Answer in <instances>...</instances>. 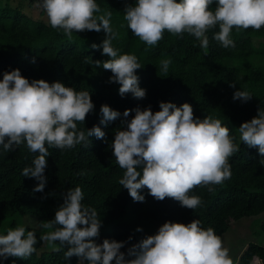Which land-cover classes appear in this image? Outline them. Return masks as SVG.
Listing matches in <instances>:
<instances>
[{
  "label": "clouds",
  "instance_id": "9594fccd",
  "mask_svg": "<svg viewBox=\"0 0 264 264\" xmlns=\"http://www.w3.org/2000/svg\"><path fill=\"white\" fill-rule=\"evenodd\" d=\"M215 3V10L210 6ZM48 23L62 30L71 40L73 33L95 31L105 33L101 45L105 61H95L97 68L109 70L110 83L120 85L119 94L144 98L146 90L139 87L136 70L141 68L135 55L119 54L113 40L119 33L111 26L110 11H102L96 0H39ZM124 19L133 35L149 46H155L167 31L182 37L193 35L207 48L206 33L217 25L219 31L213 39L227 48H234L232 30L249 28L259 31L264 27V0H136L135 6L125 0ZM33 63L35 60L33 59ZM170 60L161 61V70L167 73ZM235 87V83L230 85ZM253 96L248 91L236 90L234 100L247 102ZM95 108L90 92L77 91L60 81L49 83L22 76L17 68L3 73L0 79V146L8 152L13 146L26 143L28 150L38 153L32 166L25 167L23 177L34 178L38 183L34 192H43L47 177L49 148L71 149L88 146L90 137L107 142L100 126L78 129L86 116ZM160 110L151 107L125 110L122 127L115 129L111 143L113 157L121 169L119 181L134 201L143 202L141 190L157 201L171 198L182 207L195 210L202 204L199 196L189 195L196 187H207L209 192L231 178L229 158L239 151V145L222 126L219 119L194 117L189 103L177 107L161 102ZM135 111L131 120L127 118ZM100 124L107 126L121 117V113L108 105L100 108ZM240 140L248 148L258 150L264 157V110L239 127ZM261 164L264 165V159ZM139 169V170H138ZM83 175V173H78ZM63 203L55 211L54 219L44 221L41 227L51 231L39 237L55 251L63 246L65 260L77 257L80 264H234L229 249L213 228L201 227L194 219L188 224L165 222L154 235H148L122 252L127 241L104 239L100 236L102 220L96 209L86 206L81 187L69 188L62 193ZM136 231H142L137 228ZM132 237H129L131 240ZM38 243L33 231L24 226L9 229L0 235V260L9 257L26 259Z\"/></svg>",
  "mask_w": 264,
  "mask_h": 264
},
{
  "label": "trees",
  "instance_id": "16d2710c",
  "mask_svg": "<svg viewBox=\"0 0 264 264\" xmlns=\"http://www.w3.org/2000/svg\"><path fill=\"white\" fill-rule=\"evenodd\" d=\"M96 2L102 11L112 13L111 26L119 33L113 47L119 54L135 55L141 65L136 75L139 87L146 90L144 98H134L131 93L122 97L120 85L109 82L111 71L104 70L102 64L96 67L95 61L109 59L102 55V47H91L93 43L101 45L105 38L103 31L74 32L69 40L62 30L50 26L46 13L45 20L33 19L22 11L20 1L11 4L9 0H0V79L4 72L18 68L30 82L60 81L77 91L90 92L95 108L84 124L78 123L77 127L87 131L94 125L100 126L107 138L105 142L93 136L88 146L81 144L71 149L49 148L43 192L33 191L38 181L21 175L25 167L32 166L38 153L30 152L26 143L14 145L8 152L0 146V225L5 222L15 227L19 215L26 212L34 215L36 225L22 226L36 234L38 248L42 242L39 237L48 230L41 224L54 219L55 211L63 203L62 193L77 186L84 193L82 203L96 209L102 220L98 244L104 239L138 243L156 234L165 222L188 224L194 219L205 229L213 228L221 237L238 217L263 212L260 221L263 243L247 241L234 264H252L253 255L259 264H264V165L260 162L264 157L257 149L243 144L238 130L243 122L257 115L258 109L264 110V27L259 31L234 28L231 33L234 48L225 49L213 39L218 25L206 33L209 39L206 49L193 35L184 33L179 37L167 31L157 45L149 46L128 28L124 19L125 0ZM127 2L135 6L136 0ZM210 10H215V3ZM254 38L258 39L256 43ZM162 60L171 61L167 73L161 70ZM233 83L235 87L230 86ZM238 89L253 97L247 102L234 100ZM161 102L177 107L189 103L195 118L219 119L239 145V151L229 158L230 179L215 185L214 192L196 187L189 193L202 200L194 211L171 198L157 201L146 188L141 190L145 200L134 201L119 183L124 170L113 157L111 143L115 129L122 127L123 112L149 106L156 112ZM105 104L121 113L120 118L107 126L100 124V108ZM134 115L135 111H131L127 119ZM137 228L142 231H136ZM8 230L0 229V235H6ZM57 246L59 251L40 249L25 260L9 257L0 260V264H77V257L65 260L67 249Z\"/></svg>",
  "mask_w": 264,
  "mask_h": 264
},
{
  "label": "rangeland",
  "instance_id": "374dc122",
  "mask_svg": "<svg viewBox=\"0 0 264 264\" xmlns=\"http://www.w3.org/2000/svg\"><path fill=\"white\" fill-rule=\"evenodd\" d=\"M20 1L22 11L26 13L29 17L33 19L45 20V12L43 9L38 7L39 0H9L11 4ZM257 38H254V43L257 42ZM16 218V217H15ZM263 218V212H258L256 214L240 216L233 220L229 226L221 234L224 247L229 249V255L235 260L240 251L244 248L247 241H255L258 243H263V236L260 227V221ZM22 225H36V218L30 213H23L17 217V226ZM15 227L8 226L5 222L0 225V229H14ZM51 231L50 229L47 232ZM46 232V233H47ZM97 242V239H96ZM135 242H129L125 244V247L121 249L122 252H127V249L131 247ZM52 248L48 242L42 241L41 245L36 248L37 251L40 249ZM252 264H259L258 258L253 255L250 259ZM76 263L80 264L78 258ZM87 264V262L85 263Z\"/></svg>",
  "mask_w": 264,
  "mask_h": 264
}]
</instances>
